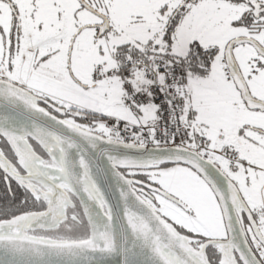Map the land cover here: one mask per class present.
<instances>
[{
    "label": "snow or ice",
    "instance_id": "1",
    "mask_svg": "<svg viewBox=\"0 0 264 264\" xmlns=\"http://www.w3.org/2000/svg\"><path fill=\"white\" fill-rule=\"evenodd\" d=\"M0 185V264H264V0H0Z\"/></svg>",
    "mask_w": 264,
    "mask_h": 264
},
{
    "label": "water",
    "instance_id": "2",
    "mask_svg": "<svg viewBox=\"0 0 264 264\" xmlns=\"http://www.w3.org/2000/svg\"><path fill=\"white\" fill-rule=\"evenodd\" d=\"M97 164L99 165L100 169H105L107 162L104 160H97ZM93 171L98 172L97 167L94 166ZM98 175H99V182L101 184V187L105 190V194L111 200L112 196H111V193L109 191V185H110V183L113 182L112 178L109 176L108 181H105L104 174L102 172H98ZM118 207H119L118 204H114V210H118Z\"/></svg>",
    "mask_w": 264,
    "mask_h": 264
},
{
    "label": "flooded vegetation",
    "instance_id": "3",
    "mask_svg": "<svg viewBox=\"0 0 264 264\" xmlns=\"http://www.w3.org/2000/svg\"><path fill=\"white\" fill-rule=\"evenodd\" d=\"M0 190H2V185H0Z\"/></svg>",
    "mask_w": 264,
    "mask_h": 264
}]
</instances>
